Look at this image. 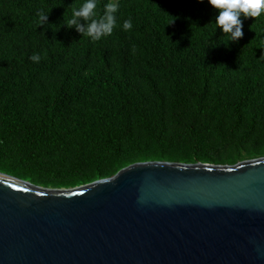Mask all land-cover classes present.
Here are the masks:
<instances>
[{
    "label": "trees",
    "instance_id": "16d2710c",
    "mask_svg": "<svg viewBox=\"0 0 264 264\" xmlns=\"http://www.w3.org/2000/svg\"><path fill=\"white\" fill-rule=\"evenodd\" d=\"M81 2L0 0V172L69 188L142 161L264 157V12L229 40L208 0H119L93 41L66 24Z\"/></svg>",
    "mask_w": 264,
    "mask_h": 264
},
{
    "label": "water",
    "instance_id": "95a60500",
    "mask_svg": "<svg viewBox=\"0 0 264 264\" xmlns=\"http://www.w3.org/2000/svg\"><path fill=\"white\" fill-rule=\"evenodd\" d=\"M0 264H264V157L142 161L69 188L0 172Z\"/></svg>",
    "mask_w": 264,
    "mask_h": 264
},
{
    "label": "clouds",
    "instance_id": "9594fccd",
    "mask_svg": "<svg viewBox=\"0 0 264 264\" xmlns=\"http://www.w3.org/2000/svg\"><path fill=\"white\" fill-rule=\"evenodd\" d=\"M208 3L216 10L215 24L223 33L230 34L229 40H237L242 37V20L244 17H259L264 12V0H208ZM98 0H82L78 6L72 8V14L66 21L93 41L112 34L117 24V12L120 8L119 0H106L99 6ZM44 12L39 13L41 25L47 20ZM81 19L84 23H81ZM124 30L132 28V20L125 19L122 25ZM40 55L34 53L30 59L38 62Z\"/></svg>",
    "mask_w": 264,
    "mask_h": 264
},
{
    "label": "rangeland",
    "instance_id": "374dc122",
    "mask_svg": "<svg viewBox=\"0 0 264 264\" xmlns=\"http://www.w3.org/2000/svg\"><path fill=\"white\" fill-rule=\"evenodd\" d=\"M244 160V159H243ZM243 160H240V161H243ZM245 160H248V159H245ZM240 161H238V162H240Z\"/></svg>",
    "mask_w": 264,
    "mask_h": 264
}]
</instances>
